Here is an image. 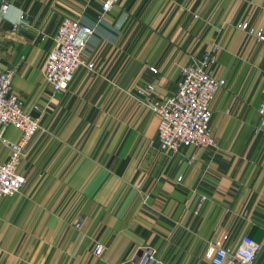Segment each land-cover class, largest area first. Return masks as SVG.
Listing matches in <instances>:
<instances>
[{
    "label": "crops",
    "instance_id": "crops-1",
    "mask_svg": "<svg viewBox=\"0 0 264 264\" xmlns=\"http://www.w3.org/2000/svg\"><path fill=\"white\" fill-rule=\"evenodd\" d=\"M6 3L0 70L24 108L37 107L43 132L27 147L20 191L0 198V264H122L143 246L165 264H210L214 248L241 236L264 264V134L253 133L264 43L236 28L264 34V0H121L101 17L97 0ZM62 15L93 27L87 60L97 69L79 68L52 94L41 69ZM213 45L225 82L210 104L216 147L162 153L157 118L134 90L171 96L181 69Z\"/></svg>",
    "mask_w": 264,
    "mask_h": 264
},
{
    "label": "built area",
    "instance_id": "built-area-1",
    "mask_svg": "<svg viewBox=\"0 0 264 264\" xmlns=\"http://www.w3.org/2000/svg\"><path fill=\"white\" fill-rule=\"evenodd\" d=\"M100 17L121 0H97ZM7 10L6 0H0V17ZM100 21V19H99ZM236 28L253 36L257 42L264 43V34L253 30L245 23ZM93 35V27L80 18L62 17L52 37V47L47 52L41 69L43 83L52 94L64 90L73 74L83 68L95 72L96 66L87 60L88 41ZM219 46L213 45L198 59L192 60L181 69L180 79L171 96L154 99L153 88L146 85L134 90L132 97L137 106H141L157 118L156 141L160 152L175 153L185 148L215 149L216 144L209 127L210 104L224 88L225 82L213 73ZM12 73L0 70V132L12 128L18 132L15 142H8L0 133V145L6 150V157L0 162V198L16 195L24 182L19 169L26 158L27 147L37 133H42L38 118L24 108L21 98L11 90ZM257 125L253 133L264 134V88L261 91L256 109ZM201 198L200 201H202ZM199 204L196 207V214ZM80 223L73 225L79 228ZM260 246L247 236H241L233 248L216 247L210 258V264H254ZM94 257L102 253V247L94 244ZM122 264H165L156 257L154 249L143 246L134 259Z\"/></svg>",
    "mask_w": 264,
    "mask_h": 264
},
{
    "label": "rangeland",
    "instance_id": "rangeland-1",
    "mask_svg": "<svg viewBox=\"0 0 264 264\" xmlns=\"http://www.w3.org/2000/svg\"><path fill=\"white\" fill-rule=\"evenodd\" d=\"M76 11H79V10H78V7H77ZM64 16H65V17L74 18V17L69 16V15H62V16L59 17L58 21H59L62 17H64ZM58 21H57V23H58ZM13 30H14V29H13ZM13 30H11V31H13ZM37 35H38V34H37Z\"/></svg>",
    "mask_w": 264,
    "mask_h": 264
}]
</instances>
